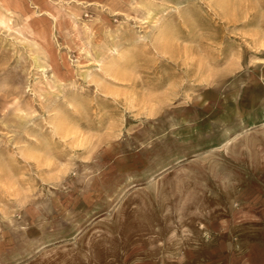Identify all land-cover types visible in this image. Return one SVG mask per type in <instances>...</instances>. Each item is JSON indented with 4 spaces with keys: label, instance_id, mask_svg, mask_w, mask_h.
<instances>
[{
    "label": "rangeland",
    "instance_id": "1",
    "mask_svg": "<svg viewBox=\"0 0 264 264\" xmlns=\"http://www.w3.org/2000/svg\"><path fill=\"white\" fill-rule=\"evenodd\" d=\"M0 264H264V0H0Z\"/></svg>",
    "mask_w": 264,
    "mask_h": 264
}]
</instances>
